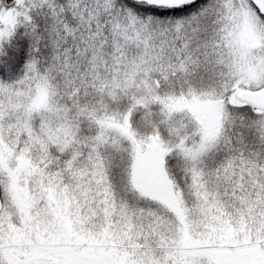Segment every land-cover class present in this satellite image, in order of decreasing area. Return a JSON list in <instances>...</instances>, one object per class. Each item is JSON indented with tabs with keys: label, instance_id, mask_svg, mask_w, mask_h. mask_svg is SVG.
Returning a JSON list of instances; mask_svg holds the SVG:
<instances>
[{
	"label": "snow or ice",
	"instance_id": "6c2138e0",
	"mask_svg": "<svg viewBox=\"0 0 264 264\" xmlns=\"http://www.w3.org/2000/svg\"><path fill=\"white\" fill-rule=\"evenodd\" d=\"M0 264H264V0H0Z\"/></svg>",
	"mask_w": 264,
	"mask_h": 264
}]
</instances>
